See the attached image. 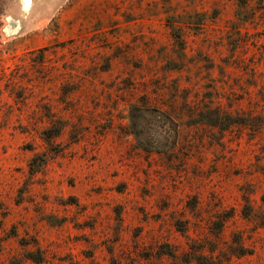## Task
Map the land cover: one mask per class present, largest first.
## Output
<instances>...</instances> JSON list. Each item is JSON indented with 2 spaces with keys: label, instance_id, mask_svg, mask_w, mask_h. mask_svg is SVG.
Here are the masks:
<instances>
[{
  "label": "rangeland",
  "instance_id": "1",
  "mask_svg": "<svg viewBox=\"0 0 264 264\" xmlns=\"http://www.w3.org/2000/svg\"><path fill=\"white\" fill-rule=\"evenodd\" d=\"M262 194L264 0H0V264H264Z\"/></svg>",
  "mask_w": 264,
  "mask_h": 264
},
{
  "label": "trees",
  "instance_id": "2",
  "mask_svg": "<svg viewBox=\"0 0 264 264\" xmlns=\"http://www.w3.org/2000/svg\"><path fill=\"white\" fill-rule=\"evenodd\" d=\"M260 199H261V202L264 204V194L261 195ZM251 213H252V209H251L250 205L248 203L244 204V206L242 208V214L245 217H250L252 215ZM259 219H260L259 224L264 226V216H261ZM165 253H167L169 256H172V257L174 255L172 252H165ZM203 259H205V258L203 256H200V255L196 256L194 258L196 264H208L206 262H203L204 261ZM209 264H212V263H209Z\"/></svg>",
  "mask_w": 264,
  "mask_h": 264
}]
</instances>
